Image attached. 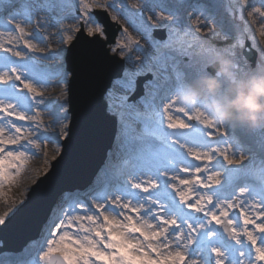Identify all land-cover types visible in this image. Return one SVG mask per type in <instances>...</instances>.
<instances>
[{"label":"snow or ice","instance_id":"6c2138e0","mask_svg":"<svg viewBox=\"0 0 264 264\" xmlns=\"http://www.w3.org/2000/svg\"><path fill=\"white\" fill-rule=\"evenodd\" d=\"M258 4L0 0V14L6 12L0 18L4 204L42 143L63 149L73 137L91 133L94 86L109 71L102 112L114 124L112 144L91 183L85 189L61 190L48 207L43 246L31 255L29 246L0 251V264H264V124L220 118L210 107L214 96L180 99L204 77L221 82L223 97L229 84L264 72V47L252 30L254 26L264 37V0ZM41 12L45 17L26 31ZM109 17L115 24L122 17L147 47L127 27L110 38ZM193 18L194 24L189 22ZM63 20L73 22L59 34V43L67 47L39 53L40 45L48 46L43 32ZM205 29L231 42L214 47L198 35ZM158 30L164 31V39L154 37ZM64 32L70 34L65 37ZM253 50L259 55L257 64L245 55ZM69 52L74 55L71 70L66 62L55 71L40 65L42 60H63ZM134 54L139 56L133 59ZM223 59L230 61L229 76L216 70ZM113 62L119 68L112 70ZM72 80L81 86L76 110L69 104L68 88L62 102L45 98L53 81L59 86ZM220 110L227 111L228 105ZM45 113L50 123H44ZM249 131L259 134L258 148L246 135ZM49 178L45 172L34 187L24 189L25 199L0 213V231L30 207Z\"/></svg>","mask_w":264,"mask_h":264},{"label":"water","instance_id":"95a60500","mask_svg":"<svg viewBox=\"0 0 264 264\" xmlns=\"http://www.w3.org/2000/svg\"><path fill=\"white\" fill-rule=\"evenodd\" d=\"M190 2L210 3V0H191ZM97 12L102 16L104 15L100 10H97ZM107 22L109 23L110 38H117L122 26L112 23L110 17ZM154 36L162 40L165 33L158 30L154 33ZM248 43L250 44L249 41ZM109 55L111 56L112 53H109ZM245 55L247 61L256 64L257 53L254 50L250 53L246 52ZM118 59V56L115 57V60ZM66 64L69 70L73 68L74 55L72 52L66 54ZM119 66V64L113 62L111 69L115 70ZM216 70L219 71L218 66ZM109 75H111V71L105 73L104 77L94 86L91 104L96 113V120L91 133L87 136H75L72 140L66 142V146L48 171L50 178L41 185L39 194L33 196L30 207L23 209L13 218L12 224L7 229L0 231V240L4 241V247L0 248V251L19 252L36 240L44 226L48 207L55 200L57 194L64 189L86 185L93 178L96 170L103 164L105 153L112 144L114 134L113 122L106 119L102 112L101 92ZM68 89L69 104L72 110H76L80 101L81 86L78 81L72 80L71 84L68 85ZM61 156L63 159H60ZM43 177L44 175L39 180ZM220 231L221 235L227 239L222 229ZM229 243L231 242L229 241Z\"/></svg>","mask_w":264,"mask_h":264},{"label":"rangeland","instance_id":"374dc122","mask_svg":"<svg viewBox=\"0 0 264 264\" xmlns=\"http://www.w3.org/2000/svg\"><path fill=\"white\" fill-rule=\"evenodd\" d=\"M190 1L191 0H184L185 3H193V2H190ZM127 2H128L129 5H132V4L138 3V0H127ZM164 2L169 3V4H175V3H179L180 0H164ZM230 2H231V4L234 5L236 3V0H210V3H216V4H221V5H228ZM252 2L257 4L258 0H252ZM97 10H99V9H97ZM182 11H184V9H182ZM222 11H224V9H222ZM109 12L111 13V10H109ZM190 12H191V9L188 8L186 10V14L190 13ZM111 14L114 15V13H111ZM224 14H225V16H228L227 12H225ZM45 15L46 14L44 12H41V13H39V16L34 17V23L28 24V26L26 27V31L31 32L37 26L36 22L39 19L45 17ZM5 16H6V12L0 14V18H4ZM244 16H245V18H247V12L244 13ZM193 21H194V18H193L192 21H189V22L193 23ZM234 22L237 23V24H241V26H242V22H240L239 20H236ZM249 23H251V22L249 21ZM118 24H120L122 27H127L128 28V33L134 39L139 40L142 46L147 47L146 41L142 37L137 35L133 31V29L128 26L127 22L122 17L120 18ZM72 26H73V22L71 20H63L58 26L49 27L48 29H51V31L53 33L52 37L50 39H47V45H48L47 47H45L44 45H40V47L38 48V52L39 53H43V54L56 53L61 48L67 47V45H63V44L59 43V34H60V30L61 29H67V28H70ZM252 30H253V32L256 33V39L259 42L260 46L264 47V38L259 36L258 30L254 26H253ZM217 31H219V29H217ZM69 34L70 33H68V32H64L63 33V35L65 37L67 35H69ZM198 35L203 37L205 40H207V42L209 44H211L214 47H224L227 43L231 42V41H225L224 37L222 35L217 36V37H212L207 32L206 29L204 31L199 32ZM254 51L257 53V60H256V64H257L258 60H259V55H258V52L256 50H254ZM137 56H139V54H134L133 57L137 58ZM65 62H66V55L63 58V60H61V59L42 60V61H40V65H41V67H47L50 71H55L56 67L59 64L65 63ZM249 63H251V62H249ZM221 73H223L225 76H229L230 75L229 70L221 72ZM206 78H210V77H206ZM251 78H252V76L243 77V78H240L236 83L229 84L226 88H224L223 97H221L220 94H219L220 93V89L222 87L220 81H218V86L216 87V89L214 91H209L207 89L208 93H209V96L216 97V101H218V103L216 101H214L210 105V107L214 111H216L217 115H218V112L220 111V105H222V104L228 105V110H231V109H229V105L234 103V102H238L240 100V98L242 97V95L246 94L248 92V90L250 89L249 86H248V83L251 80ZM65 88H68V85L55 86V81H53V86H50V87H48L45 90L44 96H45L46 99L60 100L62 102L64 100V91L63 90ZM192 93H195V92L191 91V89H190L189 94H192ZM184 97H186V96H182L180 98L181 101H183V102L190 101V100L186 101L184 99ZM207 97H202L200 94L195 93V95H193L192 99H194V98L206 99ZM67 98H68V94H67ZM173 115L174 116L179 115L181 118L186 119L183 116L182 113H177V112L173 111ZM43 116H45L44 123H46V124L50 123L51 117L48 114H46V113L43 114ZM48 131L49 132H55L56 128H50V129H48ZM246 135L248 136L250 141L253 142L258 148V143L257 142L260 139L259 134L249 131ZM47 144H49V143H47ZM47 144H45V145H47ZM54 146H55V148L58 149V153L55 156H52L49 160L46 158V154H41V156L34 158L35 161H32V162L28 163V166H27L28 172H26L22 176V178H20L21 182H20L19 187H15V188L12 189V191L10 193L11 199H9L8 204L5 205L3 200L0 199V213H2L3 211H7L8 207L10 205H12L13 203H19L21 200L25 199L24 189L31 188L34 184H36V182L39 180V178L44 175L45 172H48L51 169L52 163L59 157L60 153L62 152L61 148H59L55 144H54ZM258 162L259 161L257 160L256 163H258ZM91 181H92V179L85 186H83V187L78 186V187H76L74 189L84 188L87 185H89L91 183ZM4 191H8V188H5ZM45 235H46V229H44L43 231L41 230L40 236L36 240L32 241L31 243H29L27 245V246H29V255H31L37 249H39L40 247L43 246Z\"/></svg>","mask_w":264,"mask_h":264},{"label":"clouds","instance_id":"9594fccd","mask_svg":"<svg viewBox=\"0 0 264 264\" xmlns=\"http://www.w3.org/2000/svg\"><path fill=\"white\" fill-rule=\"evenodd\" d=\"M196 23V21H193ZM264 38V37H262ZM230 61L223 59L218 63L221 72L229 70ZM253 86L246 94H243L238 102L229 105L228 111L220 110L218 116L224 120H241L251 126L264 124V72L252 77ZM204 83L209 91H214L218 81L214 77L206 78ZM195 93L189 94L184 99L191 100Z\"/></svg>","mask_w":264,"mask_h":264},{"label":"bare ground","instance_id":"6f19581e","mask_svg":"<svg viewBox=\"0 0 264 264\" xmlns=\"http://www.w3.org/2000/svg\"><path fill=\"white\" fill-rule=\"evenodd\" d=\"M258 5L259 4L257 3V6ZM43 34L46 35L48 37V39H50L52 37V34L53 33H52L51 29H48L46 32H43ZM133 59H136V57H133ZM205 79H206V77H204L201 80H199V81L195 82L194 84H192L190 86L191 91H193V92H195L197 94H200L202 97L209 96V93H208V90H207V86L204 83V80ZM44 118H45V116H43V119ZM57 153H58V149L55 148V146H54L53 143H49L47 145H45V144L42 143V145H41V147H40V149L38 151V155H36L35 157H39V156H41V154H46V158L49 160L52 156H55ZM35 157L31 158L29 162L35 161V159H34ZM87 186L84 187V188H81V189H85V188H87Z\"/></svg>","mask_w":264,"mask_h":264}]
</instances>
